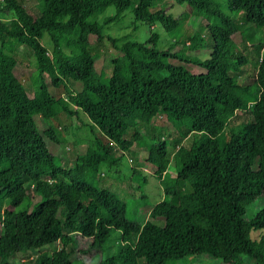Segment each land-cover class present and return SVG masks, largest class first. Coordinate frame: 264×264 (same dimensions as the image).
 <instances>
[{
  "label": "trees",
  "instance_id": "1",
  "mask_svg": "<svg viewBox=\"0 0 264 264\" xmlns=\"http://www.w3.org/2000/svg\"><path fill=\"white\" fill-rule=\"evenodd\" d=\"M39 1L40 9L24 0L0 4V264L26 251L36 253L23 264H166L198 254L264 264V56L254 48L251 77H239L246 60L231 38L243 26L264 32V0H173L197 25L187 42L161 49L152 25L163 33L176 28L159 6L163 0ZM127 3L147 37L108 38L118 55L98 60L101 27L114 18L95 26L98 17ZM42 33L53 77L42 70ZM19 46L31 51L35 66L30 98L12 73ZM170 106L187 121L173 152L174 175L165 172L166 141L145 143L146 163L163 171L154 177L162 197L145 219L129 220L125 202L95 186L99 168L141 140L136 126ZM59 112L81 113L91 136L67 167L63 153L57 159L48 151L32 118ZM99 229L104 235L93 245ZM112 231L119 233L117 249L88 260Z\"/></svg>",
  "mask_w": 264,
  "mask_h": 264
},
{
  "label": "rangeland",
  "instance_id": "2",
  "mask_svg": "<svg viewBox=\"0 0 264 264\" xmlns=\"http://www.w3.org/2000/svg\"><path fill=\"white\" fill-rule=\"evenodd\" d=\"M26 5H32L41 8L39 0H24ZM159 6L169 13L176 22V28L168 33H163L152 25V30L158 34L156 48L161 49L172 40L179 42H187V38L196 28V23L191 12L184 5L177 6L173 0H163ZM104 16L114 17L106 26H102L100 30L101 41L96 48L95 55L98 60L101 57L107 59L108 56L114 57L117 52L110 47L109 39H114L117 42L127 39L136 42H141L147 37L146 25L135 22L134 7L131 3H127L116 14L112 7H107L103 14L97 19L95 26H100V21ZM178 16V17H177ZM177 18V19H176ZM253 30L243 26L231 38L237 47V54L242 55L246 63L239 69V77H251L258 59H255L254 48H258L257 56H264V32ZM40 43L45 47L46 52L42 55V70L49 76L53 77V69L50 63V46L45 33L40 37ZM17 63L12 69L13 76L22 85L27 97L32 96L33 86L31 77L34 73V62L31 51L23 46L16 49ZM207 55V51L199 52V55ZM183 67L191 72L201 71L194 65H185ZM72 88L77 90L78 83H73ZM61 95V94H60ZM59 98H63L60 96ZM34 124L40 133L45 137V144L48 151L57 159L63 153L61 165L63 167L70 166L75 155L82 154L85 148L91 144V136L88 130L82 127V123L86 122L85 117L78 113L77 116L66 115L64 113H56L50 119L40 120L37 115L33 117ZM141 133V140L134 142L128 150L122 153H114L115 161L112 164H102L99 168L98 177L96 178V187H104L114 192L126 204V217L132 221H142L146 218L150 207L161 199V188L158 184L157 177L162 175L163 171L157 170L150 166L145 161L146 152L144 144H149L158 139H164L167 143L168 152L166 158L168 164L165 172L170 176L174 175L173 152L177 145L183 143L181 134L187 127V121L183 114L175 107L170 106L161 109L148 124L136 126ZM62 151V152H61ZM112 158V155H111ZM139 170V172L137 171ZM27 195L32 199L33 191L31 187L27 189ZM253 211L252 207L246 209L245 215ZM105 229H99L98 233L94 231L92 244L94 245L98 238H101L102 232ZM250 237L255 238L256 232H250ZM107 243L104 247L90 253L86 256L89 260H95L99 256L104 257L115 251L119 245V233L112 231L106 238ZM59 244H54V249H57ZM36 251H26L23 253H14L9 257L11 264H23L25 260L30 259L35 255ZM103 255V256H102ZM229 264H254L250 259L243 256H232ZM141 264V263H140ZM166 264H227L222 263L220 259L208 256L206 254L191 255L177 260L167 261Z\"/></svg>",
  "mask_w": 264,
  "mask_h": 264
},
{
  "label": "built area",
  "instance_id": "3",
  "mask_svg": "<svg viewBox=\"0 0 264 264\" xmlns=\"http://www.w3.org/2000/svg\"><path fill=\"white\" fill-rule=\"evenodd\" d=\"M0 4H2V0H0Z\"/></svg>",
  "mask_w": 264,
  "mask_h": 264
}]
</instances>
